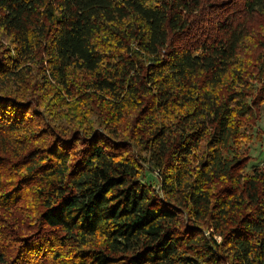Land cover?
I'll return each instance as SVG.
<instances>
[{
	"label": "trees",
	"instance_id": "obj_1",
	"mask_svg": "<svg viewBox=\"0 0 264 264\" xmlns=\"http://www.w3.org/2000/svg\"><path fill=\"white\" fill-rule=\"evenodd\" d=\"M261 112L264 0H0V264H264Z\"/></svg>",
	"mask_w": 264,
	"mask_h": 264
},
{
	"label": "rangeland",
	"instance_id": "obj_2",
	"mask_svg": "<svg viewBox=\"0 0 264 264\" xmlns=\"http://www.w3.org/2000/svg\"><path fill=\"white\" fill-rule=\"evenodd\" d=\"M254 23H257V28H262V25L259 21L254 20V22L251 25H254ZM23 99V97H22ZM45 100H47L49 103L53 102V97L50 98V95L45 96ZM44 104V103H42ZM74 106V99H70L67 106H63L62 108H55V111L51 112L49 110H43L44 115L46 117L45 121L48 123L51 127H55L54 129L57 130H63V129H70L72 125L75 123V120L78 116H75L73 113L72 107ZM80 106V105H79ZM86 106H91V104H84L83 105V111L87 114H92L91 108H88ZM107 111V110H106ZM105 112V111H104ZM106 113V112H105ZM94 115V113L92 114ZM260 119L258 120L257 124L251 126L250 131H252L253 139L250 141V143L247 146V149L245 151L251 155L252 160H254V163L257 164L260 163L262 159L264 158V112H261ZM123 123L119 127L118 130H121L123 132L127 131V128L129 125H127L126 119L122 120ZM260 134V137L257 135ZM260 138V139H259ZM151 179L153 184H158V178L155 176L154 173L151 174ZM96 238H88L87 243L84 244V247L93 246L95 243Z\"/></svg>",
	"mask_w": 264,
	"mask_h": 264
}]
</instances>
